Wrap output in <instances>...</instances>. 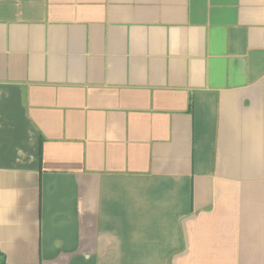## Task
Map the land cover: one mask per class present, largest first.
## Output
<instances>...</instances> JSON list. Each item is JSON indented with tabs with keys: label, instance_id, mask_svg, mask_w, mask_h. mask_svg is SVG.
<instances>
[{
	"label": "crops",
	"instance_id": "1",
	"mask_svg": "<svg viewBox=\"0 0 264 264\" xmlns=\"http://www.w3.org/2000/svg\"><path fill=\"white\" fill-rule=\"evenodd\" d=\"M264 264V0H0V262Z\"/></svg>",
	"mask_w": 264,
	"mask_h": 264
},
{
	"label": "trees",
	"instance_id": "2",
	"mask_svg": "<svg viewBox=\"0 0 264 264\" xmlns=\"http://www.w3.org/2000/svg\"><path fill=\"white\" fill-rule=\"evenodd\" d=\"M0 264H6V263H5V261H4V260H2V261L0 262Z\"/></svg>",
	"mask_w": 264,
	"mask_h": 264
}]
</instances>
